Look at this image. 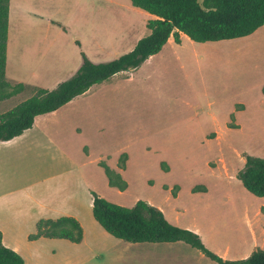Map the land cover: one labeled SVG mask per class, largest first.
Segmentation results:
<instances>
[{"label":"rangeland","instance_id":"obj_1","mask_svg":"<svg viewBox=\"0 0 264 264\" xmlns=\"http://www.w3.org/2000/svg\"><path fill=\"white\" fill-rule=\"evenodd\" d=\"M125 3V29L115 32L106 0H13L10 60H21L14 32L30 28L32 14L80 34L87 41L82 51L92 61L115 59L150 32L145 15L130 0ZM31 60L38 58L31 54L24 65L32 70ZM33 92L28 88L0 101V114ZM123 153L125 169L119 167ZM247 155L264 158V26L233 39L173 41L130 75L77 97L13 142L0 141V177L7 176L4 184L13 192L12 214L45 217V210L68 197V209L87 236L109 235L93 217L92 192L129 207L142 199L175 225L199 227L210 250L228 248L231 259H240L264 249V216L256 213L264 197L237 176ZM102 161L121 172L125 190L109 184ZM35 247L49 263L67 264L69 248ZM109 248V259L93 264H118ZM138 256L121 264H163L150 252Z\"/></svg>","mask_w":264,"mask_h":264},{"label":"trees","instance_id":"obj_2","mask_svg":"<svg viewBox=\"0 0 264 264\" xmlns=\"http://www.w3.org/2000/svg\"><path fill=\"white\" fill-rule=\"evenodd\" d=\"M132 4L155 17L147 21L150 32L140 38L134 49L121 56L94 62L82 53L83 62L70 78L55 88L33 86L24 82H11L6 75L9 34L10 0H0V101L28 88L32 95L0 114V140H11L33 127L38 115L49 113L87 92L94 84L113 75L138 68L150 56L161 51L171 36L181 42L185 33L197 42L220 41L244 37L264 25V0H131ZM60 24V23H58ZM80 44L79 41H77ZM245 165L237 173L243 185L254 195L264 197V158L247 155ZM127 153H123L119 167L125 169ZM108 182L120 190L128 187L120 171L100 162ZM198 186L194 192L200 191ZM204 191L206 188H203ZM94 219L111 235L128 242L184 241L199 249L218 264H264V249H255L248 257L225 259L210 250L196 231L171 223L163 210L149 201L139 199L129 207L108 200L93 191ZM175 193V191H174ZM264 213V206L262 207ZM41 237L67 239L79 243L84 227L74 216L40 218L36 231L29 240ZM0 264H26L23 256L3 242L0 230Z\"/></svg>","mask_w":264,"mask_h":264},{"label":"crops","instance_id":"obj_3","mask_svg":"<svg viewBox=\"0 0 264 264\" xmlns=\"http://www.w3.org/2000/svg\"><path fill=\"white\" fill-rule=\"evenodd\" d=\"M106 1L108 2L109 7L112 9L110 10L113 16V22L117 26L116 29L114 28L113 29L115 30V32L124 31L125 29L124 22L126 18L125 16L126 12H124V8L126 6L125 0H106ZM133 9H137V11L143 13L145 15L146 22L149 19L155 17L153 14L139 7L135 6V8ZM15 14L16 11L15 8H13V0H10L9 34H8L9 36H8L7 63H6V75L8 80L11 82H24L26 84L33 86L55 88L59 84V82L73 76L83 62L81 51L84 50L83 48L85 44H87V41L84 40L80 34L75 33L70 29H67V31L64 30L61 26L55 24L56 22L58 23V21L53 20L51 17L43 18L40 17L38 14H32L33 25L30 28H27V26H23L24 29L18 28L14 32V39H16L17 37V39L19 40L15 44H17V46H19V43L22 44L23 53L20 61H17V59L14 57L10 60L11 45H13L11 44L12 25L14 23L13 15ZM263 26H261V28ZM255 32H253L252 34H254ZM19 36H21V40ZM122 36H116L115 40L120 39V37ZM185 37L190 38L185 33H181V41H183ZM39 38H42L43 40L46 38V42L41 44V42L39 41L37 43V40ZM26 40H30V42L28 44H25ZM78 40L81 42V46L77 44ZM173 41H175V39L173 36H171L168 42L163 46L161 51L167 45L173 43ZM116 44L118 43L114 41L113 45L115 46ZM161 51H159L158 53H160ZM25 52L29 53L30 55L31 54L34 55L36 59L38 58V60L35 62L32 60L29 61L30 63L29 67L34 68L32 70L28 68L26 65H24L27 63V58L30 57V55L26 57ZM158 53L150 56L144 62L146 63L151 61ZM93 61L100 62V60L97 59ZM137 69L138 68L119 72L106 81L94 84L84 94L92 92L95 89V87H97L98 85L107 83L113 80L114 78H117L118 76L130 75ZM77 97H75L70 102L74 101ZM64 106L60 107L55 111L38 115L35 119L33 127L42 119H48L50 117L58 116ZM29 129L25 130V132L28 131ZM23 134L11 140H7L3 142L11 143L15 139L22 136ZM6 178H7L6 175L3 178L0 177V230L3 233V242L7 246L19 252L23 256L26 264H51L42 258L41 252L38 250L37 247H35V245L52 246L51 248L53 249V251H56L57 248L59 250H62L63 247L69 248L70 254L67 259V264H93L94 261L98 259L100 260L101 259L105 260L106 258L109 259L108 251L111 249L109 248V245L110 247L114 248V251L116 252V254L112 255L111 259L112 261L118 262V264L124 263V261L127 262L128 258L131 257V254L139 257L138 255H141L142 253L146 254L149 252L152 253L153 255L159 256L160 259L163 260L162 261L163 264H172L173 261H176V264H218L214 260H212V262H208L209 261L208 259H210L208 258V256H206L199 249L197 250V248L193 247L192 245L184 241L128 242L123 239L115 238V236L111 235L110 233H109L110 236L108 234H103L100 236L89 237L86 235L85 228H84L83 240L79 243L71 242L67 239L45 238V237H41L37 240H29V235L36 231V223L40 218H57L61 216H74L79 219V217L76 214L72 213L70 209H68V205H69L68 199L69 201L72 200L71 198L68 197H64L63 199L59 200L57 208L45 210V212H48L46 213L47 215H44L45 217H42L43 215H41V217L36 216L31 218L29 212H23V211H19L18 214H12L11 211L9 210L10 207L9 204L13 192L10 189H7L8 186L4 184ZM197 192H201V191H197ZM17 193L19 192L17 191ZM23 194H25V192L20 194L21 200ZM92 206H93V199H92ZM262 206H264V201L261 202L260 205L257 207L256 213L258 215L264 216V214L261 211ZM38 207L45 209L47 206H45L43 203H40L38 204ZM185 227H189L193 229L203 237L202 231L199 227L190 226V225H187ZM263 235H264V231H263ZM27 241L32 243L28 244ZM217 252L219 253L220 256H222L225 259L232 258L230 257V249L228 248L222 251L220 249Z\"/></svg>","mask_w":264,"mask_h":264}]
</instances>
